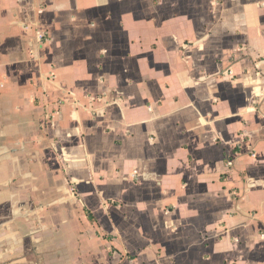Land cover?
Wrapping results in <instances>:
<instances>
[{
	"label": "crops",
	"instance_id": "obj_1",
	"mask_svg": "<svg viewBox=\"0 0 264 264\" xmlns=\"http://www.w3.org/2000/svg\"><path fill=\"white\" fill-rule=\"evenodd\" d=\"M106 1L0 0V264H264V0Z\"/></svg>",
	"mask_w": 264,
	"mask_h": 264
},
{
	"label": "rangeland",
	"instance_id": "obj_2",
	"mask_svg": "<svg viewBox=\"0 0 264 264\" xmlns=\"http://www.w3.org/2000/svg\"><path fill=\"white\" fill-rule=\"evenodd\" d=\"M108 1V0H107ZM106 1V2H107ZM111 4L109 3L108 6L107 5H103V7L101 8V12L102 17L106 20V19H113L112 21L118 19L120 21H115L114 24H111V26L118 28V29H122L125 30L126 28H134V30H126L129 34H131L132 32H143L145 27V23L143 24V22H138V20L143 17L148 15V7L145 8L147 2L145 0H110ZM174 9V8H173ZM152 13V12H151ZM150 13V14H151ZM177 18L178 15H176L174 17V19L172 20L168 15H166V17L162 20V23H160L159 25V29L164 26L165 22H167L168 27L174 28V27H182L183 25L180 24V22L177 23ZM118 23V24H117ZM115 33V32H114ZM121 185V184H120ZM110 193L112 194V191H115L114 187H109ZM123 202L125 203V205L127 206V202H128V196L126 198H122ZM130 219L131 221L134 219V216L137 220H144L143 219V213L141 215H139L138 212H130ZM120 216L119 215V219H118V223H117V227L120 225V229L127 231L128 227L127 225L130 223L128 221V215H127V208L125 210V214L124 217L120 220ZM125 220H127L125 222Z\"/></svg>",
	"mask_w": 264,
	"mask_h": 264
},
{
	"label": "built area",
	"instance_id": "obj_3",
	"mask_svg": "<svg viewBox=\"0 0 264 264\" xmlns=\"http://www.w3.org/2000/svg\"><path fill=\"white\" fill-rule=\"evenodd\" d=\"M44 41H46L44 35H39V36H38V42H39V43H42V42H44Z\"/></svg>",
	"mask_w": 264,
	"mask_h": 264
},
{
	"label": "trees",
	"instance_id": "obj_4",
	"mask_svg": "<svg viewBox=\"0 0 264 264\" xmlns=\"http://www.w3.org/2000/svg\"><path fill=\"white\" fill-rule=\"evenodd\" d=\"M89 219H91V216L89 215Z\"/></svg>",
	"mask_w": 264,
	"mask_h": 264
}]
</instances>
